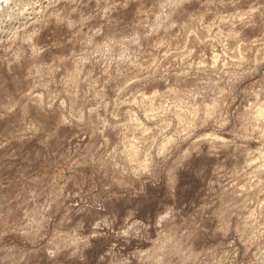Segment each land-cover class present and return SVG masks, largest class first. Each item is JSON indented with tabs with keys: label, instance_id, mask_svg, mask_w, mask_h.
Masks as SVG:
<instances>
[{
	"label": "rangeland",
	"instance_id": "obj_1",
	"mask_svg": "<svg viewBox=\"0 0 264 264\" xmlns=\"http://www.w3.org/2000/svg\"><path fill=\"white\" fill-rule=\"evenodd\" d=\"M0 264H264V0H0Z\"/></svg>",
	"mask_w": 264,
	"mask_h": 264
}]
</instances>
